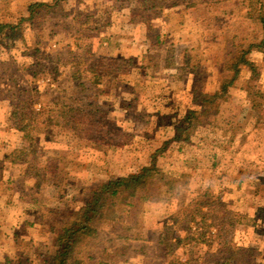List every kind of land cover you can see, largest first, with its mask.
<instances>
[{"label": "rangeland", "instance_id": "rangeland-1", "mask_svg": "<svg viewBox=\"0 0 264 264\" xmlns=\"http://www.w3.org/2000/svg\"><path fill=\"white\" fill-rule=\"evenodd\" d=\"M57 1L0 0V26L16 27L0 33V264H52L90 191L164 148L148 184L103 204L69 264H203L206 247L172 220L197 205L235 214L227 244L264 264V56H248L188 143L172 142L264 39V0H66L25 21Z\"/></svg>", "mask_w": 264, "mask_h": 264}, {"label": "trees", "instance_id": "trees-1", "mask_svg": "<svg viewBox=\"0 0 264 264\" xmlns=\"http://www.w3.org/2000/svg\"><path fill=\"white\" fill-rule=\"evenodd\" d=\"M61 1L66 0H58L55 6L49 3H36L32 5L29 9L30 17L25 21L32 22L45 13H49V10L58 6ZM260 21L264 29V18L262 16ZM8 29L13 31L16 30V27L1 25L0 33H4ZM252 52H258L264 56V39L248 44L247 49L240 52L239 56L230 62L225 69L229 73V76L224 78L217 92L204 96L203 113L189 112L188 117L185 119V123L189 125H187V128L183 127L184 129H176L172 142L177 144L188 143L194 123L208 119L215 110L220 109L222 104L228 101L229 90L237 82L241 74V67H252L248 60V56ZM90 73L97 80V85L104 83V79L98 78V72L95 68ZM63 113L68 125H79L78 123L81 122L76 120L75 115H78L76 110L72 108L64 109ZM164 150L165 148L154 154L150 167L143 168L134 175L111 181L104 186L90 191L89 200L85 206L64 219L65 224L62 226V232L57 236V251L52 259V264H69L80 244L96 236L95 221L106 201L117 198L124 190H138L153 179V173L157 172V159ZM205 208L204 205L186 208L172 217L176 226L185 228L187 234L190 236L185 241L192 243L193 240H197V244L206 247L207 252L205 256L207 260L203 258L202 260L205 261L203 264H251L253 260L251 256H246V250L236 248L226 242L228 232L237 223V216L225 209L208 208L205 211ZM218 242L224 246V249L222 248L219 252H216L214 246ZM176 243L181 244L182 241L177 240Z\"/></svg>", "mask_w": 264, "mask_h": 264}]
</instances>
